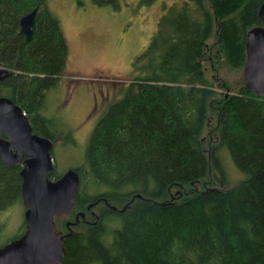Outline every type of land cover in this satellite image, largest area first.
<instances>
[{
    "label": "trees",
    "instance_id": "obj_1",
    "mask_svg": "<svg viewBox=\"0 0 264 264\" xmlns=\"http://www.w3.org/2000/svg\"><path fill=\"white\" fill-rule=\"evenodd\" d=\"M262 1L184 0L163 10L133 64L136 75L72 169L74 204L54 219L55 229L65 236L76 214L84 219L63 237L60 264H264V98L242 82L245 36L259 26ZM36 8L27 41L18 22ZM66 59L58 21L43 0H0V97L52 144L43 101ZM221 149L241 181L229 184ZM20 168L0 162V213L21 203ZM23 232L22 223L10 240Z\"/></svg>",
    "mask_w": 264,
    "mask_h": 264
},
{
    "label": "rangeland",
    "instance_id": "obj_2",
    "mask_svg": "<svg viewBox=\"0 0 264 264\" xmlns=\"http://www.w3.org/2000/svg\"><path fill=\"white\" fill-rule=\"evenodd\" d=\"M182 1L117 0L116 8H111L94 6L90 0H43L67 46L60 81L46 91L42 109L43 117L52 121L50 130L55 131L50 155L57 175L81 165L91 132L136 75L133 64L156 33L163 10ZM220 153L229 184L241 181L243 176L227 151ZM23 212L22 204L15 203L0 213V245L19 233Z\"/></svg>",
    "mask_w": 264,
    "mask_h": 264
},
{
    "label": "water",
    "instance_id": "obj_3",
    "mask_svg": "<svg viewBox=\"0 0 264 264\" xmlns=\"http://www.w3.org/2000/svg\"><path fill=\"white\" fill-rule=\"evenodd\" d=\"M37 8L19 19V33L29 40ZM259 26L246 32L242 82L259 98H264V0L257 11ZM52 142L32 134L28 120L9 99L0 97V162L20 165V200L24 232L0 247V264H60L64 252L63 237L69 227L83 221L78 213L66 223L67 234L55 229L54 219L71 213L78 188L76 171L69 169L58 179L49 180L53 171ZM139 199L135 195L133 199ZM94 204H88L86 210ZM115 210V208H111ZM124 211V208L119 212Z\"/></svg>",
    "mask_w": 264,
    "mask_h": 264
}]
</instances>
